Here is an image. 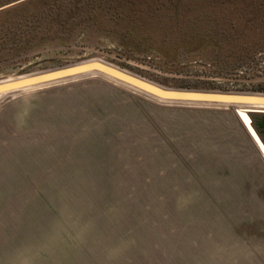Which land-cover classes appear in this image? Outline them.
<instances>
[{"label":"rangeland","instance_id":"374dc122","mask_svg":"<svg viewBox=\"0 0 264 264\" xmlns=\"http://www.w3.org/2000/svg\"><path fill=\"white\" fill-rule=\"evenodd\" d=\"M92 60L263 93L264 0H0V82ZM246 108L94 76L1 95L0 264L27 242L61 249L44 264H264V112Z\"/></svg>","mask_w":264,"mask_h":264},{"label":"water","instance_id":"95a60500","mask_svg":"<svg viewBox=\"0 0 264 264\" xmlns=\"http://www.w3.org/2000/svg\"><path fill=\"white\" fill-rule=\"evenodd\" d=\"M89 76L113 81L116 84L159 103L214 107L219 109L247 107L246 109L248 110L240 111L239 115L241 113L247 115V113L250 112H264L256 111L255 109L249 110L251 107L264 108V93L247 94L168 89L132 76L96 60L37 75L23 76L12 81L7 80L0 82V96H11L31 89L70 83ZM241 119L243 118L241 117ZM248 121L250 120L248 119ZM250 131L254 136L253 130L251 129Z\"/></svg>","mask_w":264,"mask_h":264},{"label":"clouds","instance_id":"9594fccd","mask_svg":"<svg viewBox=\"0 0 264 264\" xmlns=\"http://www.w3.org/2000/svg\"><path fill=\"white\" fill-rule=\"evenodd\" d=\"M78 236H73L71 243H75ZM61 251L60 248L52 246L48 242H27L10 252L4 264H44L47 257L57 255ZM119 253V249H113L109 253V260L115 259Z\"/></svg>","mask_w":264,"mask_h":264},{"label":"trees","instance_id":"16d2710c","mask_svg":"<svg viewBox=\"0 0 264 264\" xmlns=\"http://www.w3.org/2000/svg\"><path fill=\"white\" fill-rule=\"evenodd\" d=\"M254 91L264 93V84L259 85L257 88L254 89Z\"/></svg>","mask_w":264,"mask_h":264},{"label":"snow or ice","instance_id":"6c2138e0","mask_svg":"<svg viewBox=\"0 0 264 264\" xmlns=\"http://www.w3.org/2000/svg\"><path fill=\"white\" fill-rule=\"evenodd\" d=\"M240 115L244 119L245 123H247L248 122V117L244 113H241Z\"/></svg>","mask_w":264,"mask_h":264}]
</instances>
